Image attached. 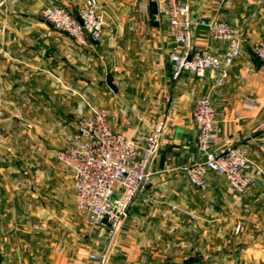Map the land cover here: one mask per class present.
<instances>
[{
    "label": "crops",
    "instance_id": "1",
    "mask_svg": "<svg viewBox=\"0 0 264 264\" xmlns=\"http://www.w3.org/2000/svg\"><path fill=\"white\" fill-rule=\"evenodd\" d=\"M3 1L0 19H6L7 35L0 38V67L3 68L0 72L4 78L0 92L8 100L0 106V122L17 129L18 146L13 150L4 148L0 160H16L20 164L25 156L26 162L31 161V164L36 161L52 164L56 149L66 145L78 118L90 114L93 105L107 107L111 129L127 137H135L137 131H150L163 113L166 114V125L150 165L154 172L152 180L131 205L121 229L125 234L117 236L111 255L114 250L118 252L117 246L131 240L149 244L163 242L165 257H170L171 241H180L191 226L188 222L192 220L185 212L198 210L194 205H206L179 170L183 165L202 160L194 143L196 128L191 117L193 104L201 96H209L218 112V136L212 148L240 145L251 163L249 175L253 185L241 205L253 203L264 191V141L261 138L264 64L253 53L264 30L261 0H181L189 5L191 17L226 20L241 30L240 55L221 85L218 73L212 70L202 77L184 72L177 79L172 78L166 14L158 0H132L137 10L135 18L142 19V24L134 22L132 15L116 13L120 25L119 22L113 25L112 14L108 13V9L120 5V0H101L107 2L103 38L88 47L76 45L52 26L34 25L31 20L44 3L57 2L75 13L83 0ZM143 3L146 11L141 14L138 7ZM156 13L160 14L159 20L155 19ZM125 21L131 24L126 25ZM192 35L193 43L205 45L209 50L222 51L225 47V42L210 39L204 24L195 26ZM166 94L171 96L170 103L164 101ZM247 97L255 101V106L243 105ZM24 134L31 138L27 144L31 147L26 153H22L23 144L27 142ZM5 138L7 140V136ZM7 164L0 163L1 198L3 204H7L0 205L5 211L0 226L11 225L13 219L5 216L19 206L8 205L13 188L19 186L21 191L25 186L29 190L35 188L34 178L52 179L53 191V180L59 176L54 169L41 171L27 167L26 170ZM206 176L211 195L221 199V194H228L220 178H215L219 182L210 180L216 177L214 173L208 172ZM170 205H179V210H171ZM34 207L43 209L42 205ZM97 237L105 243L103 233L98 232ZM32 240L37 249L36 244L42 248L51 245L52 250L58 247V240L54 241L53 237L50 242L44 241L42 236L32 237ZM32 250L13 248L8 256L28 257ZM85 255L84 252L78 258L79 264ZM111 264L122 263L112 258Z\"/></svg>",
    "mask_w": 264,
    "mask_h": 264
},
{
    "label": "built area",
    "instance_id": "2",
    "mask_svg": "<svg viewBox=\"0 0 264 264\" xmlns=\"http://www.w3.org/2000/svg\"><path fill=\"white\" fill-rule=\"evenodd\" d=\"M163 3L170 38L168 57L172 78L177 79L184 72L202 77L212 70L218 73L221 85L240 55V28L226 20L193 18L189 5L181 0H163ZM261 3L264 4V0ZM140 9L145 11L146 4H141ZM40 13L45 22L80 47H88L91 41L98 42L103 37L105 18L98 0H83L75 13L51 1L42 6ZM155 19H160L159 13L155 14ZM199 24L207 26L210 39L225 42L222 51L193 43L192 32ZM4 29L3 26L1 31ZM253 50L258 61L264 64V30ZM164 101L170 103L171 96L166 94ZM255 104L249 97L243 101L246 107ZM108 114L109 109L100 106L78 118L75 131L66 145L55 151L54 159L72 175V197L77 209L86 216V226L103 233L110 243L120 231L134 200L152 180L154 172L150 165L166 125V114L163 113L150 131H137L135 137L113 131ZM217 116L209 96L195 100L191 111L196 128L194 143L202 160L180 169L197 188H205L206 173L212 172L223 177L232 192L243 195L252 185L251 163L240 145L212 148L218 136ZM261 138L264 141V126ZM105 253L89 251L82 264H106Z\"/></svg>",
    "mask_w": 264,
    "mask_h": 264
},
{
    "label": "rangeland",
    "instance_id": "3",
    "mask_svg": "<svg viewBox=\"0 0 264 264\" xmlns=\"http://www.w3.org/2000/svg\"><path fill=\"white\" fill-rule=\"evenodd\" d=\"M1 1L0 9L4 6V1ZM98 1L105 13L104 9L107 2ZM158 1L164 6L163 0ZM120 2L117 7L114 6L108 9V13L112 14L113 25L118 22V25L121 24V20L115 17L116 13L132 15L134 22L142 24V19L135 18V11L137 10H135L136 7L133 5L132 0H120ZM138 9L140 13L146 11L139 7ZM40 12L41 8L31 19L32 23L34 25L51 26L42 19ZM1 18L0 38L2 39L7 35V22L5 18ZM131 21H125V24L130 25ZM3 26L5 29L1 31ZM0 69L3 70L2 67ZM3 80L4 78L1 75L0 88L4 86ZM4 97L0 92V106L5 105V101L8 100ZM96 107L100 106L93 105V108ZM85 115H81V117ZM0 123H2L0 126L3 127H0V155H2L4 148L7 150L10 147L13 150L18 146L15 142L18 131L14 126H10L4 121ZM23 138L27 142L23 144L22 153H26L31 147L27 145L31 142V138L29 136L27 138L25 134ZM8 140H10V143ZM33 148L36 149L37 147L34 146ZM25 158L24 156V161L20 162L21 166L16 160L12 162L0 160V163L6 165L9 163L10 167L18 169H26L27 167H34V169L41 171L54 169L59 176L57 180H53V191L50 188L52 179L34 180V178L35 188L28 190L27 187L22 186L21 191H27L25 194L19 190V186L13 188L11 203L8 205L19 206L5 216L13 219L11 225L0 226V264H79L78 258L82 257L84 252L89 251L101 254L106 252V264H111L112 258L119 260L122 264H264V191L258 194V198L253 203L241 205L248 197L253 183L247 193L238 195L230 190L223 177L214 173L216 177L213 176L210 180L219 182V179L215 178H220L228 191L226 196L221 194V199H219L210 194L207 176L205 178L206 186L202 189L191 185L186 178L187 182L199 192L200 199L206 205H194L198 210L192 211L190 209L192 212H185L189 220H192L188 222L191 226L187 227V231L182 235L180 241H171L172 255L165 257L163 242L149 244V242H133L131 240L117 246L118 252L114 250L111 255L110 249L116 242L117 236L123 233L121 229L127 216L120 231L110 243L107 238L105 243L100 242L97 237L98 232L90 230L86 226L85 214L78 210L74 203L70 171L54 158H52L53 161L50 165L38 161L31 164V161L26 162ZM179 170L182 172L181 169ZM12 180L15 184L16 179L13 178ZM262 186L263 188H261L264 189V184ZM1 192L0 186V205H7L2 202ZM235 200L237 204H235ZM40 205L43 209L35 210L34 206ZM170 209L179 210V205H170ZM4 212L0 209V218L4 217ZM255 220H257V224H254ZM194 221L198 222L194 225ZM35 236H42L44 241L49 240V242L53 237L54 241L58 240L56 241L58 247L52 250L51 245H43L44 248H42L36 244L37 249L33 245L35 241L32 240V237ZM13 248H19L20 250L33 249L34 251L32 250L28 257L13 258L8 256Z\"/></svg>",
    "mask_w": 264,
    "mask_h": 264
},
{
    "label": "water",
    "instance_id": "4",
    "mask_svg": "<svg viewBox=\"0 0 264 264\" xmlns=\"http://www.w3.org/2000/svg\"><path fill=\"white\" fill-rule=\"evenodd\" d=\"M92 43H95L96 41H91ZM256 64H258V61H256Z\"/></svg>",
    "mask_w": 264,
    "mask_h": 264
}]
</instances>
